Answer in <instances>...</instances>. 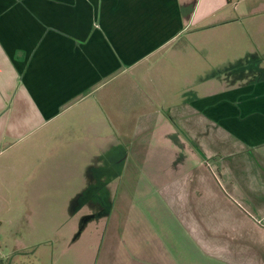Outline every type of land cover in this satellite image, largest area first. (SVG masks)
Returning a JSON list of instances; mask_svg holds the SVG:
<instances>
[{"label":"crops","instance_id":"crops-1","mask_svg":"<svg viewBox=\"0 0 264 264\" xmlns=\"http://www.w3.org/2000/svg\"><path fill=\"white\" fill-rule=\"evenodd\" d=\"M230 1L0 0V138L43 128L56 137L71 129L72 138L61 137L51 148L67 150L61 155H67V186H80L79 193L103 182L109 195L102 197V225L93 239L82 240L87 253L74 259L61 254V262L95 264L101 241H116L126 250L105 256L110 264H187L188 259L190 264H259L240 247L224 256L208 241L187 239L184 248L175 232L161 231V215L151 217L160 212L151 214L145 191L129 196L115 189L127 165L124 139L135 127L130 119L167 110L208 124V154L214 150V158L237 160L238 194L248 191L250 178L256 190L263 188L264 76L252 69L249 74L244 58L235 62L241 63L236 74L228 71L234 64L230 57L213 60L216 71L201 78L190 65L179 74L167 65L191 37L192 25L215 11L226 12ZM171 85V105H163ZM110 164L115 168L108 176ZM168 236L179 250L201 243L204 254L193 259L188 253L185 259L164 249L153 257L146 253L159 244L164 248Z\"/></svg>","mask_w":264,"mask_h":264},{"label":"rangeland","instance_id":"rangeland-1","mask_svg":"<svg viewBox=\"0 0 264 264\" xmlns=\"http://www.w3.org/2000/svg\"><path fill=\"white\" fill-rule=\"evenodd\" d=\"M226 10L215 11L192 25L191 37L178 46L171 57L173 63H167L169 71L175 66L171 73L179 74V68L190 65L199 70L201 78L218 67L213 60L230 57L234 63L230 73L241 71L243 63L249 74L254 70L264 76V0H231ZM239 58L246 61L235 63ZM224 66L227 68V63ZM167 90L169 101L163 105H171L169 93L175 90L174 85ZM177 109L182 110L180 106ZM161 112L130 119L135 127H130L131 134L124 139L127 165L115 189L129 196L135 190L145 191L151 214L160 212L151 217L161 215V231L175 232L184 248L187 239L208 241L224 256L240 247L243 256H256L258 263L264 264V186L256 190L250 178L248 191L238 194L234 190L239 183L237 160L214 158V150L208 154V124L203 119L196 123L186 114L180 117L178 111ZM68 133L54 137L43 128L23 137V132H18L0 138V264H69L60 261L61 254L74 259L87 253L82 240L93 239L102 225V197L107 195L104 183L87 185L79 193L80 186H67V155L61 157L67 150L51 149L61 137L74 136L71 129ZM247 166L250 174L253 169ZM106 168L110 176L115 166ZM122 204H126L123 199ZM104 212L109 215L108 210ZM152 226L159 231L153 220ZM168 239L163 241L164 248L159 244L147 248L146 253L153 257L164 249L183 254L185 259L188 253L193 259L204 254L201 243L193 250H179L170 236ZM116 249L125 251L126 245L101 241L95 264H110L104 257L118 252ZM210 256L212 259L213 254Z\"/></svg>","mask_w":264,"mask_h":264},{"label":"trees","instance_id":"trees-1","mask_svg":"<svg viewBox=\"0 0 264 264\" xmlns=\"http://www.w3.org/2000/svg\"><path fill=\"white\" fill-rule=\"evenodd\" d=\"M229 1V0H228Z\"/></svg>","mask_w":264,"mask_h":264}]
</instances>
